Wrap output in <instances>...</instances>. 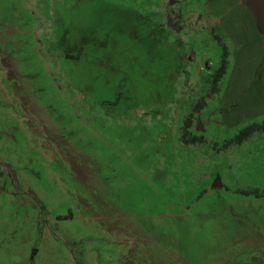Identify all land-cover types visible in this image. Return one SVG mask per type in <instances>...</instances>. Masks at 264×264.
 Segmentation results:
<instances>
[{
    "label": "rangeland",
    "instance_id": "obj_1",
    "mask_svg": "<svg viewBox=\"0 0 264 264\" xmlns=\"http://www.w3.org/2000/svg\"><path fill=\"white\" fill-rule=\"evenodd\" d=\"M256 123L249 0H0V264H264Z\"/></svg>",
    "mask_w": 264,
    "mask_h": 264
},
{
    "label": "trees",
    "instance_id": "obj_2",
    "mask_svg": "<svg viewBox=\"0 0 264 264\" xmlns=\"http://www.w3.org/2000/svg\"><path fill=\"white\" fill-rule=\"evenodd\" d=\"M228 65H229L228 50L225 47L223 57H222L221 67L215 75L216 82H219L220 80H222V78L226 75ZM193 116L194 115H190L186 119L184 127H183L182 139L186 144H190V143L196 144V143L204 141L203 137L192 136L190 132V129L193 125ZM257 132H264V123L262 124L256 123V124H252V125L245 127L237 136H235V138L228 140L225 144V147H230L234 144H243L246 140H248L250 137H252ZM249 193L251 194V193H257V192L255 191V192H249Z\"/></svg>",
    "mask_w": 264,
    "mask_h": 264
},
{
    "label": "water",
    "instance_id": "obj_3",
    "mask_svg": "<svg viewBox=\"0 0 264 264\" xmlns=\"http://www.w3.org/2000/svg\"><path fill=\"white\" fill-rule=\"evenodd\" d=\"M253 7L261 32L264 35V0H249ZM200 125V123H199Z\"/></svg>",
    "mask_w": 264,
    "mask_h": 264
}]
</instances>
